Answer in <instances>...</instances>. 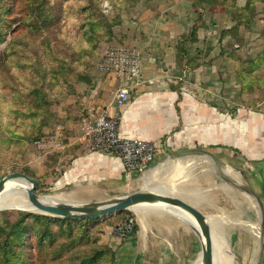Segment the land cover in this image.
<instances>
[{
    "label": "crops",
    "instance_id": "1",
    "mask_svg": "<svg viewBox=\"0 0 264 264\" xmlns=\"http://www.w3.org/2000/svg\"><path fill=\"white\" fill-rule=\"evenodd\" d=\"M154 1L155 11L131 26L123 25L128 37L123 36V44H118L136 50L142 61V82L130 90V100L117 107L116 92L127 84L113 74L95 72L78 82L74 93L57 108L61 127L57 135H61L60 144L65 149L60 160L72 159L63 167L57 188L70 186L92 195L100 190L114 196L139 190L161 191L185 200L207 215L215 235L213 219L218 221L219 232L222 220L210 215L205 207L207 181H224L238 190L240 179L245 178L250 187L247 191L261 201L264 223L260 194L264 181V112L253 111L262 104L255 107L247 103L249 93L241 92L228 53H221V48L216 50L217 40L211 37L208 21L199 29L197 41L181 47L183 36L200 18V10L193 7V2L171 0L163 7ZM239 100L246 105L239 104ZM102 114L120 116L124 137L162 143L148 169L129 175L119 158L84 150L83 121ZM219 199V205L228 202ZM164 216L169 222L156 217L161 227L152 228L146 227L142 214H134L135 231L124 239L108 237L107 243L116 255L115 264H199L200 236L179 217L170 213ZM233 218L236 224L229 232L232 246L235 238L246 234L238 229L237 213ZM261 228L264 237V224ZM248 233L253 241L245 252L257 259L264 240L258 244L256 231ZM263 252L256 264H264Z\"/></svg>",
    "mask_w": 264,
    "mask_h": 264
},
{
    "label": "rangeland",
    "instance_id": "2",
    "mask_svg": "<svg viewBox=\"0 0 264 264\" xmlns=\"http://www.w3.org/2000/svg\"><path fill=\"white\" fill-rule=\"evenodd\" d=\"M170 1L158 0V4L164 7L171 3ZM193 1L189 0V2ZM223 1L228 2L229 5L233 0ZM246 2L247 0H237V6L243 7ZM12 3L18 6L15 10V17L19 19L25 13L37 16L40 9L46 13V23L34 24V28L29 27L26 30V42H33L37 51L44 57L45 62H49L50 65L56 67L61 63L67 64L71 62V58L73 57L71 53L76 51L73 63L70 66L76 72L69 78V82L73 86L72 91H62V97L57 98V87L53 90L55 92L49 99L47 106L48 116L42 123L40 139L29 142L25 141L26 139H22L19 136V133H22L24 127L21 125V111H23L22 108L24 105L21 100H14L13 102V94L21 90L23 91V85L20 83L13 87L9 83L4 84L1 80V71L6 62V48L11 38L10 34L7 35V42L0 45V180L8 174L22 173L23 170H30L41 182L37 190L38 195L41 197L57 195L63 197L61 202L72 200L78 204L104 201L118 197L114 196V194H106L100 190L95 191V195H92V193H88L86 190L81 191L70 186L63 190L57 188V179L63 173V167H67L72 160L71 158H66L63 161L60 160L65 149L60 144L61 139L59 138H61V135L60 137L57 135V130L61 129L57 108L65 102V99L70 94L74 93L78 82L90 77L95 72L102 73L98 68V64L103 54L107 49L119 46V42L123 44V36L128 37L127 32L124 34L123 25L130 24L131 26V23L140 21L149 12L155 11L154 9H157L155 6L156 2L154 0H12ZM28 3L29 5H27ZM21 5L26 6L25 13L20 11L19 6ZM90 5L96 10L94 14L98 24L93 28V39L89 42L84 35L82 22H84L86 17V12L83 11V8ZM208 7V5L205 7L202 13V19L199 20L197 26L200 27L204 21L205 23L207 21L210 23L208 28L210 26L212 27L211 31L213 34L211 37L217 40L215 45L217 51L221 48V53L223 54L232 51L240 53L243 56H255L264 49V0L256 3L255 10L257 11V16L251 29L241 27L235 40H230L228 37L222 38L221 36L224 29L231 28L235 24L228 17L225 7L222 4L212 6L213 9H209ZM57 18H59V21H57ZM227 26L229 27L227 28ZM20 70L27 75L24 79L28 82L37 77V73H33L30 69L20 67ZM65 70L68 71V69ZM2 75H5L4 71ZM47 79L51 80L49 73H47ZM43 80L46 81V78L44 77ZM26 85L30 84L26 83ZM47 87L52 88L51 83ZM246 95H248L247 103H252L255 100L261 99L263 93L259 89H256L254 93ZM26 97L29 98V96ZM241 103L242 105H246V102L239 100V104ZM258 107L259 109L256 108L253 111L261 110L264 112L263 104ZM256 130L257 128H255V132ZM16 140L23 143L24 147L21 149L16 146L14 151L15 155L12 156L9 145L10 142H15ZM84 150L88 152L85 144ZM57 166L59 170H57ZM222 170L224 171L226 169L222 168ZM207 174L210 175V173ZM240 180L241 185L238 190H235L224 181L214 183L213 178L207 181L204 189V197L207 198L206 203H208L205 207L209 209L210 215L222 220L221 230L219 229L222 234L217 230L218 221L213 219V223H215V231L224 240L226 251L223 258L224 264H256L260 260V256L262 257V252L264 251V247L262 251L259 245L257 246L259 247V256L257 259H251V254L245 252V250H249L253 241L250 239L249 233L247 234L248 231H256L258 244H261L264 240L261 230L264 224L262 222L263 206L259 198L257 199L247 191L250 188L246 181L247 179L245 180L243 178ZM254 186L255 190L259 192L258 186L256 184ZM65 194L71 196V199ZM219 198H222L224 202L228 201L227 204L219 205ZM8 199L15 204L26 201L23 192H13L12 195H9ZM194 199L191 198L190 200H197L196 198ZM145 208L150 209L143 211L142 209L144 208H136L133 210H125L126 212L120 211L112 216L96 218L97 221H88L84 224L75 225V223H72V226L68 224H51L55 245L60 242H69V245L58 257L57 255L55 257L52 255V258L49 257L47 264H72V260L68 259V255L70 254L76 255L75 260L79 264H86L88 261H93L91 264H115L116 255L113 263L111 251H108V254L105 252L109 249L113 251L107 243V238L120 237L116 233L118 225L124 224L132 218L135 221V231L137 223L134 214H142L144 216L146 227H161L160 223L155 219L156 217H162L169 222L167 220L168 218L164 216L168 213L162 210L163 208L161 209L159 206ZM123 212L125 213L120 215ZM235 213L238 214L239 218L237 222L238 229L240 230L241 228L246 231V234L242 238H235L234 246H232L229 232L231 231V226L236 224L233 218ZM22 214L57 218L53 215L34 211L33 207L29 209H21L19 207L7 208L0 210V227L8 229L9 225L15 223L22 217ZM58 227H62V230H59ZM74 239H76V242L72 241ZM96 254L98 255L95 257ZM59 257H63V259L58 260ZM197 257L198 254L194 258V261ZM90 258L94 259L92 260Z\"/></svg>",
    "mask_w": 264,
    "mask_h": 264
},
{
    "label": "trees",
    "instance_id": "3",
    "mask_svg": "<svg viewBox=\"0 0 264 264\" xmlns=\"http://www.w3.org/2000/svg\"><path fill=\"white\" fill-rule=\"evenodd\" d=\"M258 1L262 0H247L243 7H239L237 6V0H233L229 5L228 2L223 0H194L193 7L200 10L199 20H201L202 13L207 5L216 6V4H222L226 9L228 17H230L235 24L231 28L224 29L221 36L222 38L231 37L232 40H235L241 27L250 30L254 24L257 16L255 8ZM27 5H29V3ZM19 7L20 11L25 13L26 6L21 5ZM17 8L18 6L12 3V0H0V45L7 42L8 34L11 35L6 48V62L1 71V80L4 84L9 83L13 87L20 83L23 85V91L21 90L13 94V102L14 100H21L24 105L22 108L23 111H21V125L24 127L22 133H19V136L29 142L40 139L41 137L42 123L48 116L47 106L49 99L55 92L53 90L57 87V98L62 97V91L73 90L69 78L76 72L73 67H70L73 63L76 51L71 53L73 56L71 58L72 60L67 64L61 63L56 67L50 65L49 62H45L44 57L37 51L34 43L31 41L28 43L26 42V30L29 27L34 28V24L46 23V13L40 9L37 16L25 13L22 15V18L19 19L15 17V10ZM83 11L86 12V17L84 22H82V29H84L86 39L90 42V40L93 39V28L98 24L94 14L96 10L90 5L83 8ZM57 21H59V18H57ZM198 22L199 21L195 22L192 30L187 36H183L181 47H184L187 42L194 43L197 41L198 31L201 26L203 27V24L200 27L197 26ZM227 59L231 62L236 71L243 94H252L256 89H259L263 93L261 99L255 100V102H252L250 105L257 106L258 104H263L264 107V49L256 54L255 57L243 56L240 53L231 51L228 53ZM20 67L30 69L33 73H37V77L28 82L24 79L27 75L20 70ZM65 69H68V71ZM3 71L5 75H2ZM47 73L50 74L51 80L47 79ZM44 77L46 81L43 80ZM26 83L30 85H26ZM50 83L52 88L47 87ZM26 96H29V98ZM9 146L12 156H14L16 146L23 149L24 144L16 140L15 142H10ZM22 173L37 180L39 185L41 184L39 178L30 170H23ZM238 188H240V186ZM261 198L264 201V181L261 188ZM88 221L97 220L60 217L51 218L49 216L22 214V217L15 223L9 225L8 229L0 227V264H47L49 257L52 255L53 257L56 255L58 257L69 245V242H60L55 245L56 243L51 224H68L72 226V223L76 225L84 224ZM58 228L62 230V227ZM72 241L76 242V239ZM108 251H111L112 262L114 263L115 254L110 249L105 253L108 254ZM97 255L98 254H96L95 257ZM75 257V254L68 255V259L72 260V264H79L76 262ZM61 259H63V257H59L58 260ZM91 263H93V261H88L86 264Z\"/></svg>",
    "mask_w": 264,
    "mask_h": 264
},
{
    "label": "built area",
    "instance_id": "4",
    "mask_svg": "<svg viewBox=\"0 0 264 264\" xmlns=\"http://www.w3.org/2000/svg\"><path fill=\"white\" fill-rule=\"evenodd\" d=\"M99 70L115 75L126 86H121L115 95L117 107L130 100V90L142 82V61L136 50L125 46L111 47L103 54ZM85 147L88 152H103L119 158L129 175L142 173L156 160L162 149L161 142H150L139 138H127L120 132V116L100 115L83 121ZM135 221L130 218L116 228V233L125 238L134 231Z\"/></svg>",
    "mask_w": 264,
    "mask_h": 264
},
{
    "label": "water",
    "instance_id": "5",
    "mask_svg": "<svg viewBox=\"0 0 264 264\" xmlns=\"http://www.w3.org/2000/svg\"><path fill=\"white\" fill-rule=\"evenodd\" d=\"M11 180L25 181L29 188L26 191L28 201L34 211L69 219H96L112 216L117 212L133 210L141 206L157 207L163 205L179 210L191 216L198 228L191 227L201 238L202 249L200 252L202 264H217L215 258V236L211 227L210 219L207 215L198 210L195 206L185 200L167 195L161 191L139 190L137 192L114 197L104 201H97L86 204L73 202H59L56 205L41 201V196L37 190L39 183L37 180L23 173H12L0 180V195L5 191V185ZM7 209V208H5Z\"/></svg>",
    "mask_w": 264,
    "mask_h": 264
},
{
    "label": "bare ground",
    "instance_id": "6",
    "mask_svg": "<svg viewBox=\"0 0 264 264\" xmlns=\"http://www.w3.org/2000/svg\"><path fill=\"white\" fill-rule=\"evenodd\" d=\"M26 184L27 183L25 181H20V180H11V181H9L5 185L4 193L2 195H0V210H3L5 208H14V207H19L21 209H29V208H31L32 205L28 201L27 194H26V191L29 188V186H27ZM13 192H23L26 201H24V202L22 201L19 204H15V203L10 202L8 197H9L10 194L12 195ZM19 194H21V193H19ZM62 198H63L62 196L50 195V196H43L40 199H41V201H43L45 203L53 204V205L55 204L56 205L57 203L61 202ZM158 206L161 207V209L163 208L162 210L166 211L167 213H170V214H173V215L179 217L181 220H183L185 223L189 224L191 227L199 229L198 225L196 224L194 219L191 216L187 215L186 213H183V212H181L179 210H176L174 208H171V207H165L163 205H158ZM145 207H149V206H141V207H138V208H144V209H142L143 211L150 209V208H145ZM214 236H215V244H216V247H215L216 248L215 249V258H216L217 264H224L223 258L225 256V252H226L225 251V247H224L225 246L224 240L221 237V235L219 233H217L216 231H215V235ZM199 264H202L201 263V258H200V263Z\"/></svg>",
    "mask_w": 264,
    "mask_h": 264
}]
</instances>
